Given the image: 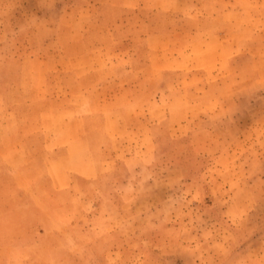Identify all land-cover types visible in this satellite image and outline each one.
<instances>
[{"label": "crops", "instance_id": "obj_1", "mask_svg": "<svg viewBox=\"0 0 264 264\" xmlns=\"http://www.w3.org/2000/svg\"><path fill=\"white\" fill-rule=\"evenodd\" d=\"M53 1H58V5L65 2V13L54 15ZM182 2L155 0V6L159 7L157 11L169 12L174 20L158 30L145 32L141 26H135L136 30L129 25L135 22L133 14L141 13L145 8L146 0H0V56H6L3 54L5 51L12 55L11 59H0V66L18 67L8 82L4 81L11 93L0 91V195L6 193L2 192L3 186L12 178L11 175L21 172L38 180L42 185V196L65 193V197L72 200L43 204L32 200L30 196L33 197L34 193L30 192L26 198L24 192H20L28 203L23 212L29 213L22 219L16 203L9 200L8 205L1 206L0 259H10L11 256H6L10 250L20 256L23 250L26 251V246L23 249L22 245L49 243L53 246L58 245L61 239L65 245L83 246L82 249L78 247V251L84 260L91 259L93 264H133L138 261L139 264H182L180 252L184 244V227L189 225L190 219L186 222L178 210L167 206L165 201L161 206L154 203L136 206L134 196L140 181V173L134 167L136 160L132 159L125 138L119 146L112 140L115 139L114 133L119 131L148 135L165 118L176 115L174 102L177 96H181L183 87L199 94L200 87L206 89L217 84L206 90L208 94L213 92L212 96L201 95L194 104L202 110L220 102L229 105L215 92L231 84V79L223 80L222 76L228 71V51L241 44L227 40L232 34L241 36L243 31L240 28L232 32L223 29L221 36L226 37V41L219 42V31L213 26L200 27L202 20L201 23L209 21L208 13L188 14ZM112 6L125 11L128 17L112 21L110 15H104L102 24L107 27L97 28V8ZM217 18L222 23L219 15ZM18 20H26L29 24L22 39L16 38L18 30L14 24ZM116 24L126 30L124 27L117 29ZM123 34L125 46L121 47L114 38ZM135 35L141 38L136 39ZM258 36L250 37L255 40L259 39ZM259 40L264 45L263 38ZM52 53L65 56V68L73 73L71 77L65 73V86L73 83L72 89L58 90L64 78L49 71L53 68L49 65ZM109 53L113 54L111 59L106 57ZM214 60L223 65L213 69L210 63ZM231 67L230 71L236 72L233 64ZM223 68H226L225 72L218 71ZM212 69L218 74L214 75ZM183 72L187 74L183 75ZM240 73L238 70V80L244 76ZM83 78L91 79V86ZM108 80L127 83V96L121 88L112 86L115 95L120 93L125 98L113 100L107 110L101 111L99 107L104 98H100L101 88L97 84ZM95 88L97 93L93 97L91 92ZM171 89H174L172 100L168 92ZM136 104L139 107H135ZM135 114L136 119L131 120ZM195 118L197 116L185 121L187 132L197 130ZM120 119H130L134 124H123ZM152 141L146 139L144 144L147 155L151 156L146 162L147 168L157 156ZM240 143L242 140L237 146ZM238 151L240 161L247 152ZM231 153V150L221 152L213 158V164L216 167L223 164ZM119 163L125 164L127 169L118 171ZM149 176L157 180L153 173ZM214 178L218 187L214 193L222 205L218 215L214 204L209 201L206 206L205 211L211 212L215 219L211 224L222 225V221L216 220L217 215L218 219L227 218L238 226L240 211L231 213L229 201H221L224 189L228 188L219 181V175ZM187 180L195 183L188 176ZM160 181L162 184L165 180ZM100 182L110 186L107 192L101 191ZM209 182L207 179L199 181L193 191L200 194L205 188L207 194L210 193ZM153 185L147 179L146 191ZM172 185L175 187L171 184L169 191L174 198L177 191ZM136 224H139L140 235H136ZM166 229L172 231L171 236L166 235ZM150 230L156 231V235L150 234ZM195 241L194 246H189L193 249L204 247L208 251V259L214 239L203 241L197 232ZM229 243L224 239L219 249L224 251ZM215 254L213 251V258ZM79 257L67 250L63 263L77 264Z\"/></svg>", "mask_w": 264, "mask_h": 264}, {"label": "rangeland", "instance_id": "obj_2", "mask_svg": "<svg viewBox=\"0 0 264 264\" xmlns=\"http://www.w3.org/2000/svg\"><path fill=\"white\" fill-rule=\"evenodd\" d=\"M182 3L184 5L183 9L188 14L208 13V20L211 22L206 21L201 23L202 20L200 27L213 26L219 31L220 35H218L217 39L219 42L226 41V37L221 36L223 29L232 32L240 28L243 31L241 36L232 34L229 36V40H227L241 44L240 47L237 48L235 46L228 51L229 55L227 59L229 60V65L226 66L228 71L225 72L226 68L218 69L219 72H225L222 75L223 80L231 79V84L217 90L215 93L217 96L223 98L224 102H229V105H223L220 102L217 106H211V108L202 110L201 107L194 104V100H199L201 95L212 96L213 92L208 94L206 90L218 86L217 84L207 86L206 89L200 87L201 90L199 91H203L205 94L201 92L198 94L197 91H190L183 87L181 96H177V100L174 102V105H176V115L165 118L148 135L144 132L119 131L114 133L115 139L112 140L119 146L122 143V139L125 138L129 146L128 150L131 151L132 159L136 160L134 167L140 173V181L136 187L137 195L134 196L136 206L141 207L148 203L161 206L165 201L167 206L172 209L176 208L178 214L186 222L190 219L187 223L189 225L183 226L185 228V232L183 233L184 244L180 252L182 264H197V262L199 264H264V45H261L263 41L259 40L260 37L264 40V0H183ZM58 4V1H53L51 4L54 15L65 13V2H61L60 5ZM157 8L159 7L155 6V0H146V6L142 12L137 11L136 14H133L135 22L133 23L132 21L129 27L136 29V27L141 26L145 32H152L166 25L165 23L168 25L173 22V15L169 12H159ZM95 14L97 16L96 27L101 29L107 27L102 24L104 15H110L112 21H120L128 17L125 11H121L120 8L115 6L97 8ZM218 15L222 18V23L219 22ZM55 24L53 25L55 26ZM14 26L18 30L16 38L22 39V35L25 34V31L29 27L28 21L18 20ZM0 27L2 26L0 25ZM116 27L117 29H122L124 26L116 24ZM251 35H259V39L253 40L250 37ZM134 38L139 39L141 37L135 35ZM114 39L118 41L121 47L125 46L122 43L125 40L124 34L118 35ZM189 39L193 40V38ZM3 54H6V56H0V59L12 58L9 51H5ZM106 57H110L111 59L113 54L109 53ZM64 59V55L56 53H52V57L49 59V65L53 67L49 71L55 74L58 73L64 78V83L60 85L62 87L58 86V90L60 91L70 90L74 86L73 83H68L65 86V73L66 75L69 73V77L73 73L69 68H65L67 64ZM106 59L108 60V58ZM215 60L210 63L213 69L223 65L216 63ZM251 60L253 62H249ZM232 64L236 72L230 71ZM17 68L11 65H7V67L0 66V79H3L2 83L0 82V91L9 92L7 89L9 85L4 83V81L8 82L9 78L18 70ZM203 69L206 70V68ZM213 69V74H218V71ZM238 70L244 74L242 78L240 77V80L236 76ZM185 72H183V75L187 74ZM83 80H85L87 85L91 86V79L83 78ZM94 85L96 86V83H93ZM97 86L101 88L100 98H104L99 107L101 111L107 110L113 100H120L127 96V92H125L127 83L124 81H117L115 83L113 80H108L97 84ZM112 86L121 88L125 96H122L120 93L115 95V91L111 90ZM187 86L191 88V86ZM173 91L174 89L168 91L172 95L170 100L174 98ZM96 93L97 89L95 88L91 94L93 97H96ZM109 93H112V96ZM135 107H139V105ZM229 112L231 114H228ZM202 113H206V115ZM196 116L195 122L197 126L195 129L197 130L187 132L188 126L184 125L185 121H187V118ZM91 119L93 121L95 117ZM134 119H136V114L131 117V120ZM131 120H121V123L133 125L134 123ZM146 139L148 141L153 140L155 153H157L155 161H152L148 168L146 162L151 159V156L147 155V149L144 146ZM239 140H242V143H240V146H237ZM225 146L226 148H224ZM242 146L243 148H241ZM229 150L232 152V155L229 157L231 160L226 159L223 164H219L216 167V164H213V158L221 154V152L225 153ZM238 150L247 152L240 161L237 156ZM118 167V171L127 169L125 164L120 165L119 163ZM149 173H153L157 180L151 179ZM13 174L11 175L12 178L8 179L3 186L2 192L6 193L0 195V207L8 205L9 200H11L12 203H16L15 205L19 206L20 219L29 216V213L23 212V210L25 205L28 204L25 199L29 198L30 192L34 193L33 197L30 196L32 200L35 201L36 199V202H43V204H61L71 200V198L65 197V193L52 196H45L44 194L42 196L40 194L42 185L38 184V180L33 178V175H25L21 172ZM218 175L221 177L219 181L222 182V185H226L228 188V190L224 189L225 195L221 201L224 200V203L229 201L231 213L235 214L236 211H240L239 221L236 222L238 226L227 220V218L224 220L217 218L218 213H220L219 209H221L220 204L222 205L214 193L218 191L214 178L218 177ZM187 176L195 181V183H190L187 180ZM147 179L154 185L152 186L153 188H147L149 190L146 191L145 185ZM163 179L165 181L159 184L160 180ZM203 179L210 181L211 191L207 194V189L205 191V188H203V192L197 194L194 192V185ZM171 184L175 185V187L172 186L177 191V195L174 198L171 191H169ZM98 185L103 192H107L110 187L104 182H100ZM130 190L133 191L132 189ZM20 192H24L26 198L21 196ZM18 193L20 195H17ZM209 201L215 205L216 220L218 222L222 221V225H219V223L211 224V222H215L212 221L215 219L210 214L211 212L205 211ZM140 218L142 219L141 216ZM140 218L137 219L138 222H140ZM136 225L137 227H134L136 235H140L139 224ZM152 232L153 230H150V234ZM171 232L170 229H166L165 231L167 236H171ZM197 232H199V239L203 241L214 239L215 242L210 249V251L216 253L214 258L212 257V252H210L209 258L206 259L208 251L206 252L204 247L193 249V247L189 246L196 242ZM156 233V231L155 233L153 232L154 235ZM54 238L60 239L58 237ZM224 239L230 241V243L223 251L219 249V246ZM22 246L23 249L26 246V251L23 250L20 256L9 249L11 252L9 254L6 253V256H11V258L6 260L0 259V264H65L63 262L65 261V251L67 250L73 255H80L78 263L93 264L91 259H88V261L84 260L78 251V247L82 249L83 246L77 244L65 245L61 239L58 245L53 246L49 243ZM225 255L227 256L223 258ZM133 264H139V261Z\"/></svg>", "mask_w": 264, "mask_h": 264}]
</instances>
